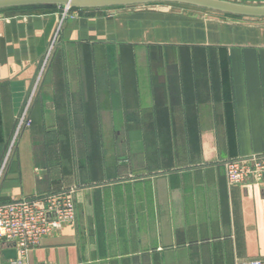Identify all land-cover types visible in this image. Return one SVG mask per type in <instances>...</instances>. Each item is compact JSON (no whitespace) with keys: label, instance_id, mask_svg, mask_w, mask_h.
Masks as SVG:
<instances>
[{"label":"crops","instance_id":"1","mask_svg":"<svg viewBox=\"0 0 264 264\" xmlns=\"http://www.w3.org/2000/svg\"><path fill=\"white\" fill-rule=\"evenodd\" d=\"M184 6L64 18L0 194L73 188L76 219L26 264L264 259V179L229 185L225 169L264 153V17ZM60 19L45 8L0 11V162ZM12 248L0 241V264Z\"/></svg>","mask_w":264,"mask_h":264},{"label":"built area","instance_id":"2","mask_svg":"<svg viewBox=\"0 0 264 264\" xmlns=\"http://www.w3.org/2000/svg\"><path fill=\"white\" fill-rule=\"evenodd\" d=\"M69 10L64 8V18ZM57 34L53 36L40 61L0 162V190L22 135L33 124L32 109L40 91L46 65L58 42ZM225 169L229 185H248L262 180L264 179V153L228 160L225 162ZM74 191L73 188L64 189L11 201H3L0 194V241L12 243L17 253L16 258L11 260V264H26L29 252L43 238L59 231L65 224L76 219ZM246 264H264V259H252Z\"/></svg>","mask_w":264,"mask_h":264},{"label":"water","instance_id":"3","mask_svg":"<svg viewBox=\"0 0 264 264\" xmlns=\"http://www.w3.org/2000/svg\"><path fill=\"white\" fill-rule=\"evenodd\" d=\"M159 3L179 4L193 9H203L243 17H264V3L253 4L233 0H0V11L36 6H58L69 9L94 10ZM187 14L189 16L196 15L194 10H189ZM4 255L7 259L16 258V249L5 250Z\"/></svg>","mask_w":264,"mask_h":264},{"label":"rangeland","instance_id":"4","mask_svg":"<svg viewBox=\"0 0 264 264\" xmlns=\"http://www.w3.org/2000/svg\"><path fill=\"white\" fill-rule=\"evenodd\" d=\"M181 7H182V6H181ZM184 7H185V6H184ZM185 8H186V7H185ZM45 9H47V10H49V11L57 12V13H59V14L61 15L60 22L58 23L57 30L55 31V34H57V32H58L57 35H58V39H59V35L61 34V27H62V25H63V20H64V13H65V11L62 10V8H58V7H51V8H45ZM58 29H59V30H58ZM55 34H54V35H55ZM57 45H58V42H57V44H56V46H55V49H54L53 54H52V57L49 59L47 65H46V71H45L44 77H43V79H42V83H43V81L45 80L46 75H47V73H48V71H49V68H50V66H51V64H52V59H53V56H54L55 50L57 49ZM42 83H41V85H42Z\"/></svg>","mask_w":264,"mask_h":264},{"label":"trees","instance_id":"5","mask_svg":"<svg viewBox=\"0 0 264 264\" xmlns=\"http://www.w3.org/2000/svg\"><path fill=\"white\" fill-rule=\"evenodd\" d=\"M51 7H58V6H36V7H26V8H51Z\"/></svg>","mask_w":264,"mask_h":264}]
</instances>
